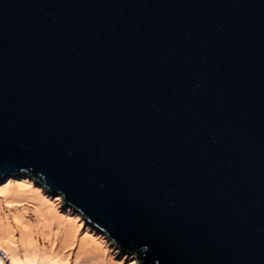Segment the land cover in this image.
Here are the masks:
<instances>
[{"label": "water", "instance_id": "obj_1", "mask_svg": "<svg viewBox=\"0 0 264 264\" xmlns=\"http://www.w3.org/2000/svg\"><path fill=\"white\" fill-rule=\"evenodd\" d=\"M18 175L142 264H264V0H0Z\"/></svg>", "mask_w": 264, "mask_h": 264}, {"label": "rangeland", "instance_id": "obj_2", "mask_svg": "<svg viewBox=\"0 0 264 264\" xmlns=\"http://www.w3.org/2000/svg\"><path fill=\"white\" fill-rule=\"evenodd\" d=\"M21 183L32 190L27 195L33 201L12 200L9 193L0 192V213L17 206L9 226L0 224V264H142L138 252L118 249L108 235L69 210L64 198L51 194L42 181L18 175L0 180V188ZM19 212L24 213L20 218L27 219L25 223L15 220Z\"/></svg>", "mask_w": 264, "mask_h": 264}, {"label": "bare ground", "instance_id": "obj_3", "mask_svg": "<svg viewBox=\"0 0 264 264\" xmlns=\"http://www.w3.org/2000/svg\"><path fill=\"white\" fill-rule=\"evenodd\" d=\"M22 183L21 184H18V185H15L14 187L13 186L10 187V184L3 185L0 188V192L6 193V194L9 193L10 196L12 197V200H21V199H24L25 198V200H27V201L28 200L33 201V198L30 197L29 194L27 195V193H31L32 190L29 187H27L25 184H22ZM16 207L13 208V209H10L9 208V210L6 209L5 212L0 213V224H2L4 222L7 223L9 221V216H11V217H13V215L15 216V214L14 213H11V212H13V211L16 212ZM23 212H19V216L17 217L18 219H15L17 222L24 220V219L20 218L21 215L22 216L24 215ZM43 212H44L45 215H48L49 217L52 216V215H49V212H46V211H43ZM43 218H47V216H44ZM25 221H27V219ZM25 221H23L22 223H25ZM28 222L31 223L30 221H28ZM8 226H9V224H8Z\"/></svg>", "mask_w": 264, "mask_h": 264}, {"label": "trees", "instance_id": "obj_4", "mask_svg": "<svg viewBox=\"0 0 264 264\" xmlns=\"http://www.w3.org/2000/svg\"><path fill=\"white\" fill-rule=\"evenodd\" d=\"M28 181H30V180H28ZM66 209H67V208H66ZM69 210L73 211V209H71V208H70Z\"/></svg>", "mask_w": 264, "mask_h": 264}]
</instances>
